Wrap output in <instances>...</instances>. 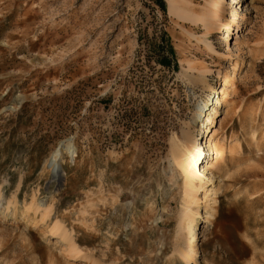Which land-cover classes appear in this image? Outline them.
Masks as SVG:
<instances>
[{
	"label": "rangeland",
	"instance_id": "rangeland-1",
	"mask_svg": "<svg viewBox=\"0 0 264 264\" xmlns=\"http://www.w3.org/2000/svg\"><path fill=\"white\" fill-rule=\"evenodd\" d=\"M224 1L240 25L227 42L211 0H0V264H174L187 231L170 150L188 128L204 147L213 106L216 138L244 152L215 218L199 207L188 263L264 264V0ZM203 67L212 91L194 84ZM65 142L76 155L61 150L53 179Z\"/></svg>",
	"mask_w": 264,
	"mask_h": 264
},
{
	"label": "bare ground",
	"instance_id": "bare-ground-1",
	"mask_svg": "<svg viewBox=\"0 0 264 264\" xmlns=\"http://www.w3.org/2000/svg\"><path fill=\"white\" fill-rule=\"evenodd\" d=\"M211 1L212 4L210 8L211 10L214 11V15L217 16L215 22L212 25V28L216 29V32H221L224 29L225 36H223V39H225V41L227 42L231 34V31L233 30L232 26L236 28V32H235L236 34L239 31L238 28L240 27V25L238 22H235L236 14L232 13V16L230 18H226L224 15V12L226 11L225 1L224 0H211ZM204 27L206 28L207 26L204 25ZM210 41L206 40L204 42L207 49H209L211 46ZM225 47L228 54L229 47L228 45ZM227 54L226 52H221L219 54V57L220 58L225 57ZM241 62H242L241 59H239V56H237V58L233 63L234 72L236 69L241 68L240 67ZM211 73H213L212 69L203 67L201 72L196 77L194 84H201L202 87L208 88L209 91L214 90V86H212L208 81V76ZM216 73L218 77L223 78L225 84H229L232 81L226 70L219 69ZM225 96L226 93L223 90V98ZM215 101L216 103L219 102L217 98ZM206 105L207 103L204 102L198 108L197 112L194 115L193 122L198 120V118L202 114L203 107ZM211 111L212 114H207L204 121L203 119L200 120L202 122V125L205 123V126H203L205 129L204 130L202 129L203 130L202 133L205 134L204 147H206L207 152L204 151V147L200 146L196 133L197 130L194 128H188L187 130H185L183 132L184 137L182 136L183 137L182 140L176 138L170 150L174 168H176L177 175H179L181 179V182L179 183L181 189L182 204H181V211L179 213L180 214L179 230L184 229V231L186 230L187 233L184 237L183 245H181L174 252L172 251V254L168 259L169 262H171L172 260H175L176 262L177 260L179 261V263L182 262L183 264H189L188 262L192 261V259L195 257L194 255L196 254L197 251L196 244H194L195 242L194 239L196 235L195 227L198 218L202 215V214L200 215L199 207L201 205L204 207L202 208L204 209V212L202 210L204 215L201 216L202 219H204V222L206 221L211 222L213 218H215L214 216L217 209L218 194L221 189L223 176L227 173L228 170L227 168H229L228 167L229 161L232 162L234 159L242 155V153L244 152V150L240 149L241 146L239 147L236 145L237 148H235L236 146L234 147L232 145H229L231 143L228 144L224 140H219L218 138H216L210 126L214 125L213 122H214V117H216L215 113L217 112V106L216 107L213 106L211 108ZM252 135L254 137L255 135L254 132L252 133ZM255 140L256 139H254L253 142H255ZM62 149L68 152V154L73 158H75L76 155L74 145L71 142L62 143L59 148L55 149L52 152L48 160L47 166L51 167L52 178L57 180H59L63 174V170L59 168V164H58L59 160L62 159L61 157ZM206 153L209 156H211V160L210 161L207 160L206 164L201 169L199 167V162L202 161V158H205V155H207ZM2 200L3 198L0 189V202ZM4 202L6 206L5 208L7 209L10 207L17 208L19 204L18 201L12 198L6 199ZM22 206L25 207V212L27 213L30 210L32 212L35 210V208L29 202L25 203L23 201ZM57 228L58 225H54L52 227V230L55 231ZM109 238L111 239L112 237ZM63 239L67 241L68 247L73 252L77 253V249L73 248V245L71 244L70 240H67L66 237H64ZM175 262L173 263L175 264Z\"/></svg>",
	"mask_w": 264,
	"mask_h": 264
}]
</instances>
